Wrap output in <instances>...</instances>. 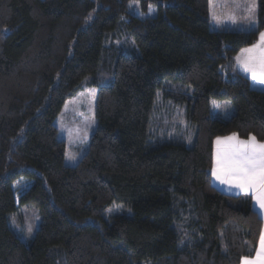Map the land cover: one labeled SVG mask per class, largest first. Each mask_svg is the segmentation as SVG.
<instances>
[{
    "label": "trees",
    "instance_id": "obj_1",
    "mask_svg": "<svg viewBox=\"0 0 264 264\" xmlns=\"http://www.w3.org/2000/svg\"><path fill=\"white\" fill-rule=\"evenodd\" d=\"M0 0V264H241L262 219L251 198L211 182L213 141L264 142V91L235 68L264 30L210 31L208 0ZM97 89L96 131L73 167L54 124L64 104ZM184 105L192 147L154 140L157 92ZM228 101V119L210 101ZM28 181L19 193L18 180ZM112 203L131 217L104 219ZM35 209L29 243L9 217Z\"/></svg>",
    "mask_w": 264,
    "mask_h": 264
},
{
    "label": "rangeland",
    "instance_id": "obj_2",
    "mask_svg": "<svg viewBox=\"0 0 264 264\" xmlns=\"http://www.w3.org/2000/svg\"><path fill=\"white\" fill-rule=\"evenodd\" d=\"M208 4L210 31L256 30L257 0H208ZM127 12L138 18L154 17L157 14V8L155 5L149 4L144 10L141 1L134 0L128 4ZM259 44L260 34L255 45ZM96 95L97 89L95 87H85L75 97L66 101L54 121L58 130L57 139L65 142L64 164L67 166H75L88 151L90 139L97 126L95 118ZM164 95L163 91L158 90L155 104L156 112L154 121L150 126L153 141L183 143L187 147H192L195 127L186 118L185 106L175 102L170 97L165 98ZM214 102L219 107H216ZM210 112L212 117L220 115L228 119L234 110L228 101L211 100ZM216 184L225 189H228V186L236 191L240 189L235 185L233 187V184L221 183L219 180ZM27 185L28 181L18 180L13 184V190L19 193ZM248 194L249 196L242 197L251 198L250 195L254 193L250 191ZM112 215L130 218L132 214L129 208L112 203L105 209L104 219L108 220ZM40 221V216L35 209L21 208L9 217L10 228L23 243L32 241Z\"/></svg>",
    "mask_w": 264,
    "mask_h": 264
},
{
    "label": "snow or ice",
    "instance_id": "obj_3",
    "mask_svg": "<svg viewBox=\"0 0 264 264\" xmlns=\"http://www.w3.org/2000/svg\"><path fill=\"white\" fill-rule=\"evenodd\" d=\"M259 48V58L252 55ZM237 60L246 71L252 73V79L264 84V32L260 33V44L250 49H243ZM259 64V74L256 64ZM215 105V102H214ZM219 107V105H215ZM227 140L235 139V134ZM216 143L223 142L217 138ZM212 175L221 183L235 184L245 193L253 192L259 208L264 210V143H259L255 136H249L246 141H237L230 151L219 149L212 168ZM31 231V228H29ZM242 264H264V232L261 234L260 249L255 261L242 258Z\"/></svg>",
    "mask_w": 264,
    "mask_h": 264
},
{
    "label": "crops",
    "instance_id": "obj_4",
    "mask_svg": "<svg viewBox=\"0 0 264 264\" xmlns=\"http://www.w3.org/2000/svg\"><path fill=\"white\" fill-rule=\"evenodd\" d=\"M209 14H210V12H209ZM254 45H255V44H254ZM252 47H253V45L250 46V47H248V48H245V49H250V48H252ZM242 50H243V49H242ZM242 50H241V51H242ZM241 51H240V52L236 55V57H235V68L237 69V71H238L240 74H242L243 76L247 77V78L250 80L252 86H253L255 89H258V90L264 91V84H261V83H259V82H257V81H254V80L252 79V73H251L250 71H246V70L244 69L242 63L239 62V61L237 60V57L241 55ZM252 55L255 56V57H257V58H259V56H260V50H259V48L255 49V50L253 51ZM255 67H256L257 74H259V71H260L259 64L257 63V64L255 65ZM231 136H233V135L226 136V137H219V138L222 140V142H223L221 145H218V144L216 143L217 138L214 139V141H213V163H212V168H213V164H214V161H215V159H216V155H217V152H218L219 149H223V150H225V151H230L233 147L236 146V142H237V141H246V140H248V139H239V138L236 137V136H235V139H233V140H227V139H226V138L231 137ZM257 142H258V141H257ZM231 143H232V144H231ZM259 143H264V142H259ZM217 181H218V180L212 175V169H211V182H212L213 186H214L217 190H219L220 192L223 191V193L230 194V195H238V196H247V195H248V196H249L248 193H245L244 191H242V190H240V189H239L238 191H236L235 189H232V188L229 187V186H228V189L222 188L221 186H219L218 184H216ZM234 185H235V184H233V187H234ZM250 197H251V201H252V207L254 206L253 209L256 210V212L258 213V215H259L260 218L262 219V224H263V225H262V232H264V210H261V209L259 208V205L257 204L256 200L254 199V194H251ZM252 199H253V200H252ZM261 234H262V233H261ZM260 244H261V235H260V239H259V242H258V247H257L258 249H257V251L260 249ZM257 251H256L255 256H254L252 259H249V260H253V261H255V260L257 259Z\"/></svg>",
    "mask_w": 264,
    "mask_h": 264
}]
</instances>
